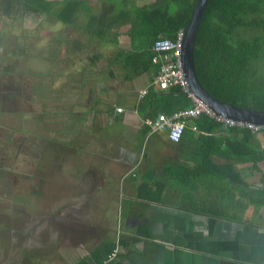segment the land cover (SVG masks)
Segmentation results:
<instances>
[{
    "label": "crops",
    "instance_id": "0c3cea01",
    "mask_svg": "<svg viewBox=\"0 0 264 264\" xmlns=\"http://www.w3.org/2000/svg\"><path fill=\"white\" fill-rule=\"evenodd\" d=\"M47 1L59 2L57 9H61L67 0ZM79 1L72 26L57 18L62 33L69 29L77 36L67 40L58 36L57 46L54 39L25 40L23 44L4 35L7 25H0V99L6 104H0V116L23 115L29 105L23 81L36 75L22 70L17 76L15 71L26 62L57 65V84L58 78L62 84L56 91L57 111L50 114L60 119L58 123L62 121L61 128L67 113L85 117L80 137L70 140H78L82 150H69L66 159L69 164L85 160L84 168H76L83 169L92 182L107 181L89 198L94 203L80 206L93 210L87 215L73 214L72 219L80 224L70 221L66 230H59L57 224V264H264V134L254 135L256 154L242 156L234 152L242 137L232 135L233 128L211 133L205 124L193 130L197 120L191 121L179 144L170 141L168 131L150 133L147 120L183 111L190 100L170 91L159 105L149 104L141 93L156 76L140 68L137 72L124 58L114 62L115 52L142 46L144 38L131 35L140 25L134 13L136 0H126L130 11L121 2L113 8L110 0ZM33 16L28 14L26 21L38 25L48 15ZM18 17L12 18L18 22ZM96 30L106 36V46L103 39L98 41L107 51L103 57L107 56L108 73L101 88L89 91L91 54L98 47L89 43L92 36L88 34ZM64 42L69 49L75 48V54L64 50ZM7 43L15 46L7 48ZM42 78L48 79L47 75ZM12 85L19 90L8 92ZM45 90L39 97L46 106ZM30 91L35 89L30 87ZM38 105L42 108L39 100ZM118 109L123 113H117ZM0 131L5 136L0 153L14 160L17 155L12 149L23 138L15 135L24 134ZM70 171L76 174L72 167Z\"/></svg>",
    "mask_w": 264,
    "mask_h": 264
},
{
    "label": "rangeland",
    "instance_id": "374dc122",
    "mask_svg": "<svg viewBox=\"0 0 264 264\" xmlns=\"http://www.w3.org/2000/svg\"><path fill=\"white\" fill-rule=\"evenodd\" d=\"M156 2L157 0H136V5L141 7ZM87 6L90 8V4ZM56 12L58 14L60 9H55L54 13ZM36 15L42 16V14ZM36 15L34 14L33 19H37ZM27 19V16H19L17 22L14 18L0 13V25L2 23L7 25L4 35L21 40L23 44L25 40L44 42L54 39L56 46L58 36L66 37L67 40L72 35H76L75 31L69 29L62 33L63 26L54 17L46 16L38 25L36 22L26 21ZM1 39H3V30L0 34V42ZM89 39V43L92 42L93 46L98 47L94 48L91 54L98 59L96 68L88 72V79L91 81L88 90L93 91L104 85L103 78L108 71L107 56L103 57V55L107 54V51L102 48L100 41L93 37ZM63 45L65 46L66 42ZM13 46L15 44L7 43V48ZM37 47L41 48L40 45ZM65 47L68 49L70 45L67 43ZM74 50L75 48L71 50V54L75 52ZM49 64L48 62L32 65L26 62L15 71L17 76L22 70L36 75L30 81L27 78L23 81L28 93L29 105L23 108V110L27 108L23 115L0 116V127H3L0 130L13 129L24 134L15 135L23 138L12 149L15 153L14 157L17 155L14 160L5 158L4 152L0 153V264H57V224L59 230L61 227L66 230L70 221L75 225L80 224L77 218L72 219L73 214L78 211L82 215H87V212L93 210V207L86 210L81 209L80 206L94 203V201L90 202L89 198L107 182L105 178H102V182H92L87 174L84 175L83 169H77L80 166L85 167V160L70 161L69 164L66 159L70 155L69 150L79 153L82 146L78 140L77 143H74L75 141L70 143L72 139L65 138L63 128L59 127L62 121L58 123L60 119L50 114L51 111H57L56 91L62 82L58 78L57 84V65ZM72 68L74 67L72 66L71 70ZM44 75H47L48 79H43ZM30 87L35 89L34 93H31ZM71 87L73 85L70 84V89ZM43 88L46 89V97L49 99L46 106L39 97ZM17 98V102H20L21 98L15 94V99ZM38 100L42 108L38 105ZM0 104L6 106L1 99ZM10 110V107L6 108L7 112ZM72 116L71 114L67 121ZM63 126L64 133H68L70 128L65 127V124ZM83 135L86 140V133ZM4 139L5 136L0 135V146H3ZM62 145L66 147L65 151L59 152L58 149ZM70 166L76 174H71ZM100 193L103 194L102 191ZM104 202L102 201V204ZM107 206L110 207L109 199Z\"/></svg>",
    "mask_w": 264,
    "mask_h": 264
},
{
    "label": "trees",
    "instance_id": "16d2710c",
    "mask_svg": "<svg viewBox=\"0 0 264 264\" xmlns=\"http://www.w3.org/2000/svg\"><path fill=\"white\" fill-rule=\"evenodd\" d=\"M70 1L67 0L57 14L54 10L60 7L59 2L0 0V13L8 17L28 16L29 13L46 14L50 18L54 17L56 21L57 18L60 19L64 25L72 26L80 4ZM120 2L122 8L130 11L132 6L127 5L126 0L109 1L113 8ZM197 2L198 0H157L155 4L136 7L134 13L140 25L134 27L131 35L134 38L140 34L144 38L142 46L134 47L132 51L115 52L114 62L124 58L136 71L140 68V72L156 76L159 69L152 63V47L157 41L176 42L180 30L187 28ZM100 21L98 18L99 23ZM90 34L96 40L103 39V45L106 46L103 31L96 30L88 35ZM65 46L64 50L67 49ZM71 50L68 48L67 52L70 53ZM93 58L91 65L96 68L98 59ZM194 63L202 87L212 97L227 105L264 112V0H210L198 30ZM110 74L113 77V73ZM19 88L18 85H12V91L8 92L15 93ZM147 91L148 94L144 98L149 104L154 101L155 105H159L164 101L161 97L170 91L178 92L182 98H187L178 89L160 91L150 85ZM95 104H100V101H95ZM190 107L188 102L185 109ZM71 114L72 118L67 121ZM75 115L77 114L64 115L67 121L65 127L70 128L68 133H64L62 126L64 137L67 139L77 138L82 133L80 126L85 117ZM151 118L155 116L152 115ZM195 123L197 130H201V124H205L206 131L211 133L222 131L224 127L205 115ZM230 133L242 137L240 147L234 150L235 153L242 156L256 154L253 146L255 136L251 132L233 128ZM65 148L62 145L58 150L64 152Z\"/></svg>",
    "mask_w": 264,
    "mask_h": 264
},
{
    "label": "built area",
    "instance_id": "2783aa9c",
    "mask_svg": "<svg viewBox=\"0 0 264 264\" xmlns=\"http://www.w3.org/2000/svg\"><path fill=\"white\" fill-rule=\"evenodd\" d=\"M184 30L178 34L177 41L162 40L157 41L152 51L154 53L153 63L158 66L159 70L151 83V87L157 88L160 91H170L174 89L180 90L191 101L192 106L189 109L180 111L172 116H160L154 120H147L145 125L150 133H158L168 131L169 139L173 144H179L187 125L192 120H197L202 116L219 122L224 128H237L251 132L253 135L264 134V126H255L244 122H236L217 116L207 105L198 99L189 87L186 75L182 65V40ZM148 94L145 90L141 93V98ZM122 113L121 109L117 110ZM196 130V128H193Z\"/></svg>",
    "mask_w": 264,
    "mask_h": 264
},
{
    "label": "water",
    "instance_id": "95a60500",
    "mask_svg": "<svg viewBox=\"0 0 264 264\" xmlns=\"http://www.w3.org/2000/svg\"><path fill=\"white\" fill-rule=\"evenodd\" d=\"M210 0H198L192 18L184 31L182 40V65L189 87L194 95L203 101L217 116L236 122L264 126V112L227 105L212 97L201 85L194 63L196 39L201 21Z\"/></svg>",
    "mask_w": 264,
    "mask_h": 264
},
{
    "label": "clouds",
    "instance_id": "9594fccd",
    "mask_svg": "<svg viewBox=\"0 0 264 264\" xmlns=\"http://www.w3.org/2000/svg\"><path fill=\"white\" fill-rule=\"evenodd\" d=\"M184 31H185V30H184ZM181 93H182V92H181ZM186 97H187V96H186ZM190 102H191V101H190ZM188 109H189V108H188ZM185 110H186V109H185ZM197 120H198V119H197ZM192 121H195V120H192ZM190 122H191V121H190ZM190 122H189V123H190Z\"/></svg>",
    "mask_w": 264,
    "mask_h": 264
}]
</instances>
